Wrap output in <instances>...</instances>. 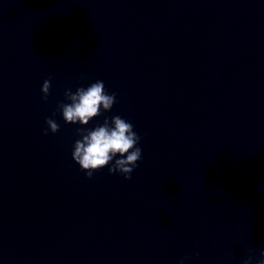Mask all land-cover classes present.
Wrapping results in <instances>:
<instances>
[{
	"label": "clouds",
	"instance_id": "obj_1",
	"mask_svg": "<svg viewBox=\"0 0 264 264\" xmlns=\"http://www.w3.org/2000/svg\"><path fill=\"white\" fill-rule=\"evenodd\" d=\"M50 89L51 78L42 84L43 101H47ZM64 95L70 102L60 103L57 107L66 124L80 125L76 129L80 138L73 144L72 159L86 173V178L92 179L94 172L107 167L110 175L119 173L125 180H131L134 169L142 159V148L138 146L141 137L134 131L133 124L115 115L105 117L103 124L91 129L85 127L103 112L111 111L116 103V94H109L104 82L97 80L87 87H78L75 92L66 89ZM45 124L47 127L42 130L45 136L60 130V125L53 118H46ZM260 255L264 257V251ZM185 259L190 257L182 258L179 264H184ZM245 264H252L251 259L246 260ZM257 264H264V259Z\"/></svg>",
	"mask_w": 264,
	"mask_h": 264
}]
</instances>
